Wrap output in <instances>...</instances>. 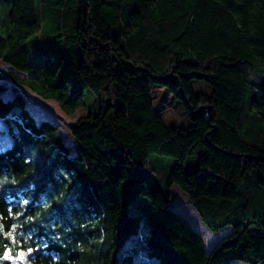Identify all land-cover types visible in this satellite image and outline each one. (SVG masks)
Wrapping results in <instances>:
<instances>
[{
    "label": "trees",
    "instance_id": "obj_1",
    "mask_svg": "<svg viewBox=\"0 0 264 264\" xmlns=\"http://www.w3.org/2000/svg\"><path fill=\"white\" fill-rule=\"evenodd\" d=\"M0 60V78L85 111L72 152L0 95V264H264V0H0ZM155 86L188 127L155 110ZM174 184L209 229L232 227L211 249Z\"/></svg>",
    "mask_w": 264,
    "mask_h": 264
},
{
    "label": "rangeland",
    "instance_id": "obj_2",
    "mask_svg": "<svg viewBox=\"0 0 264 264\" xmlns=\"http://www.w3.org/2000/svg\"><path fill=\"white\" fill-rule=\"evenodd\" d=\"M29 59L32 63H36L41 60L42 51L41 47L29 46ZM10 66L0 60V71H9ZM192 88L194 91L209 92L211 87L203 80H192ZM0 85L4 88L0 90V95L4 96L8 93H21L26 101V104L30 111L37 119H48L58 126V132L62 135L64 142L71 147V151L75 152L74 138L71 134V126L74 120L83 114L85 111L83 108L78 109L74 114L68 115L61 110L58 103L53 99H44L34 91L30 90L23 84L16 83L9 78H0ZM151 96L155 110L160 116L171 126L188 127L190 125L189 120L185 117L182 105L178 99H176L170 91L162 86H155L151 90ZM86 102L92 105V100L87 98ZM0 137H5L0 134ZM143 196L136 197L130 205L135 201L142 200ZM172 209L181 213L189 224L198 231L204 240L206 249H211L214 242L222 236L231 232L232 227L226 226L219 231H213L200 219L197 212L188 200L186 194L177 186L173 185L171 189V203ZM144 223V218L141 219V225ZM30 251H26L18 257L11 258L13 264H30L27 260V256ZM234 264H246L241 261H236Z\"/></svg>",
    "mask_w": 264,
    "mask_h": 264
},
{
    "label": "crops",
    "instance_id": "obj_3",
    "mask_svg": "<svg viewBox=\"0 0 264 264\" xmlns=\"http://www.w3.org/2000/svg\"><path fill=\"white\" fill-rule=\"evenodd\" d=\"M11 94H12V93L5 94L4 97H5V96H10Z\"/></svg>",
    "mask_w": 264,
    "mask_h": 264
}]
</instances>
